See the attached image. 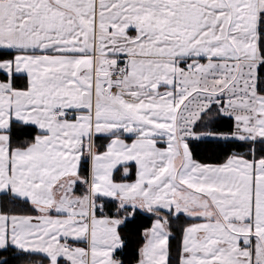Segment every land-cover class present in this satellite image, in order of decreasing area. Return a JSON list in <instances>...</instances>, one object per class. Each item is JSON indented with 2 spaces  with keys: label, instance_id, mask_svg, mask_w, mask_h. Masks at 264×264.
Returning <instances> with one entry per match:
<instances>
[{
  "label": "snow or ice",
  "instance_id": "snow-or-ice-1",
  "mask_svg": "<svg viewBox=\"0 0 264 264\" xmlns=\"http://www.w3.org/2000/svg\"><path fill=\"white\" fill-rule=\"evenodd\" d=\"M0 264H264V0H0Z\"/></svg>",
  "mask_w": 264,
  "mask_h": 264
}]
</instances>
